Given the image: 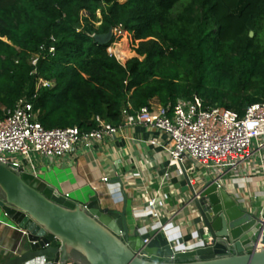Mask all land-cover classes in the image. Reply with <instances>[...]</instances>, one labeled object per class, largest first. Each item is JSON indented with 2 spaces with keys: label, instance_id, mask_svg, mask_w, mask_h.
<instances>
[{
  "label": "trees",
  "instance_id": "16d2710c",
  "mask_svg": "<svg viewBox=\"0 0 264 264\" xmlns=\"http://www.w3.org/2000/svg\"><path fill=\"white\" fill-rule=\"evenodd\" d=\"M118 27L126 64L96 38ZM195 97L241 116L264 101V0H0V120L27 98L46 129L90 131Z\"/></svg>",
  "mask_w": 264,
  "mask_h": 264
},
{
  "label": "water",
  "instance_id": "95a60500",
  "mask_svg": "<svg viewBox=\"0 0 264 264\" xmlns=\"http://www.w3.org/2000/svg\"><path fill=\"white\" fill-rule=\"evenodd\" d=\"M96 38L107 43L112 32ZM181 166L188 206L195 207L202 236L211 240L186 253H175L162 227L143 232L126 211L104 208L97 197L76 202L38 173L21 174L0 162V209L28 244L7 264L42 258L52 264H264V211L241 207L218 178L192 183Z\"/></svg>",
  "mask_w": 264,
  "mask_h": 264
},
{
  "label": "crops",
  "instance_id": "0c3cea01",
  "mask_svg": "<svg viewBox=\"0 0 264 264\" xmlns=\"http://www.w3.org/2000/svg\"><path fill=\"white\" fill-rule=\"evenodd\" d=\"M153 106H161L157 100ZM170 138L163 130L145 126H122L91 150L78 147L61 158L34 155L37 173L69 199L87 203L97 197L101 205L127 212L132 226L143 232L164 226L172 242L193 244L203 231L198 212L181 187L184 179L172 160ZM235 169L220 171L198 167L193 183L218 178L244 209L264 211V149ZM182 168V166H181ZM109 176V182L103 181ZM157 198L160 217L148 205ZM24 234L16 229L0 209V264H7L27 250ZM78 260L83 257L76 253ZM28 264H47L38 259Z\"/></svg>",
  "mask_w": 264,
  "mask_h": 264
},
{
  "label": "built area",
  "instance_id": "2783aa9c",
  "mask_svg": "<svg viewBox=\"0 0 264 264\" xmlns=\"http://www.w3.org/2000/svg\"><path fill=\"white\" fill-rule=\"evenodd\" d=\"M111 32L112 38L124 34L122 27ZM50 52L54 53L55 47H51ZM37 61L36 58L33 63ZM122 117V123L116 126L97 116L98 126L90 131H83L78 126L46 129L38 120L33 103L22 98L0 120V162L21 174H37L35 154L44 158H61L78 147L91 150L125 125L165 131L170 138V155L180 173H183L181 164L192 163L187 168L192 181V174L199 166L208 170H232L251 158L254 148L264 149V101L249 105L243 116L227 108L205 107L200 97L181 99L172 111L162 105L135 109L129 102L123 108ZM102 179L109 182L110 177ZM157 203V198L148 201L155 218L160 217ZM160 227L165 230L164 226ZM208 245H211V240L198 235L193 244L173 242V249L175 253H186ZM42 259L52 264L46 258Z\"/></svg>",
  "mask_w": 264,
  "mask_h": 264
},
{
  "label": "rangeland",
  "instance_id": "374dc122",
  "mask_svg": "<svg viewBox=\"0 0 264 264\" xmlns=\"http://www.w3.org/2000/svg\"><path fill=\"white\" fill-rule=\"evenodd\" d=\"M99 16H101L100 13H99ZM125 39H126V41H125ZM115 43L116 44L112 43L111 47L109 48V52L113 53V54L116 53L118 55V58L121 60V62L126 63L129 59L137 56V54L135 52V48L137 45L133 41L132 35L130 33L124 32V34H122L120 37H118V38L116 37ZM118 45H123V48H122L123 51L122 52L121 51L116 52V47ZM125 51H128L131 55L126 56Z\"/></svg>",
  "mask_w": 264,
  "mask_h": 264
},
{
  "label": "bare ground",
  "instance_id": "6f19581e",
  "mask_svg": "<svg viewBox=\"0 0 264 264\" xmlns=\"http://www.w3.org/2000/svg\"><path fill=\"white\" fill-rule=\"evenodd\" d=\"M122 48H123V45H118V46L116 47V52H117V51H119V52L121 51V52H122V51H123ZM125 53H126V56H130V55H131L128 51H125ZM123 55H124V54H123Z\"/></svg>",
  "mask_w": 264,
  "mask_h": 264
}]
</instances>
